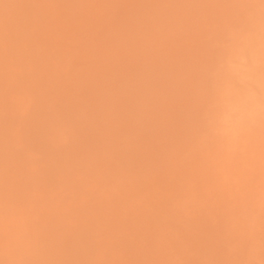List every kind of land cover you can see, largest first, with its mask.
<instances>
[{
	"label": "rangeland",
	"instance_id": "rangeland-1",
	"mask_svg": "<svg viewBox=\"0 0 264 264\" xmlns=\"http://www.w3.org/2000/svg\"><path fill=\"white\" fill-rule=\"evenodd\" d=\"M0 264H264V0H0Z\"/></svg>",
	"mask_w": 264,
	"mask_h": 264
}]
</instances>
